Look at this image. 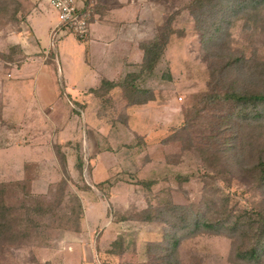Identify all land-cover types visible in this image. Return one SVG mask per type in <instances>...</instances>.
<instances>
[{"label":"rangeland","instance_id":"374dc122","mask_svg":"<svg viewBox=\"0 0 264 264\" xmlns=\"http://www.w3.org/2000/svg\"><path fill=\"white\" fill-rule=\"evenodd\" d=\"M38 2L0 0V93L4 84L12 85L17 77L16 69L10 71L8 64L19 67L26 59L19 47L9 45L7 37L27 22ZM19 5L23 9L15 13ZM139 6H145V13L152 15L151 19L143 15L134 37L154 39L164 17L173 11L148 0H139L135 10ZM51 10L54 15L48 17L49 25L41 29L40 38L42 42L45 38L50 40L46 48L51 50L55 85L63 104L54 105L50 99L42 102L36 97L37 86L43 83L49 88L53 83L48 79L50 75L42 71L36 73L37 81L29 82V107L24 115L7 113L9 122L0 103V183L7 184V207H34L44 200L57 202L54 200L57 185L65 178L56 155V147H60L70 174L58 208V217L64 218L55 221V230L44 232L41 244L0 246V264H160L156 245L163 242L165 224L120 221L127 211L144 210L149 203L158 207L172 200L202 205L201 210L206 206L217 207L216 212L223 216L227 207L239 211L246 204L255 206L259 202L260 191L238 181L231 184L230 177L219 175L217 168L203 161L200 152L202 144L212 135L226 136L228 143L235 146L237 130H227L220 124L217 129L210 124L213 112L206 110L192 134L181 132L187 114L202 108L198 101L207 90L211 64V54L205 53L203 39L195 32L189 11H177L173 24L177 33L171 38L164 59L154 76L140 82L141 87L154 90L155 101L145 106H128L120 88L106 102L94 94L100 85L92 87L93 91L85 89L87 80L95 85L96 68L100 67L103 52L90 53L88 40H79L72 34L60 39L49 32L48 27L54 29L59 23L57 11ZM259 18L257 39L250 38L244 22L236 25L230 42L233 49L245 43L250 57L264 58V15ZM110 34L122 37L117 28H112ZM136 71L137 66L131 72ZM10 73L13 78L8 76ZM165 74L170 79H164ZM75 93L83 99L77 100ZM23 118L26 121L21 123ZM21 128L26 132L18 140ZM240 134L245 136V131ZM79 157L84 163L82 173L78 170ZM27 162L31 163L25 165ZM255 162L247 160L245 164L252 167ZM179 176L191 178L179 183L176 180ZM140 181L157 183L148 191L139 185ZM244 191L248 192L245 196ZM226 195L229 203L220 206V196ZM74 197L83 210L80 228L74 223L77 215ZM115 242L121 244L115 247ZM232 251V240L226 236L201 235L183 240L179 260L183 264H233Z\"/></svg>","mask_w":264,"mask_h":264},{"label":"trees","instance_id":"16d2710c","mask_svg":"<svg viewBox=\"0 0 264 264\" xmlns=\"http://www.w3.org/2000/svg\"><path fill=\"white\" fill-rule=\"evenodd\" d=\"M148 1L161 4L173 13L164 17L153 41L140 44L143 58L135 65L138 71L128 73L121 82L103 79L94 94L106 102L111 100V93L120 88L128 106H145L155 101L154 90L141 87L140 82L154 76L164 59L171 38L177 33L173 25L177 11H189L194 20L195 32L203 39L205 53L211 54V64L207 90L198 101L202 108H195L193 113L187 114L181 132L188 133L199 127L201 115L206 110L213 112L210 124L237 130L235 146L228 143L226 136H208L200 149L203 161L217 168L219 175L229 176L231 184L238 181L260 191L261 199L255 206L246 204L239 211L227 207L223 216L216 212L217 207L206 206L201 210L202 205H184L170 200L158 207L149 203L144 210L131 209L119 219L165 224L163 242L156 245L160 264H183L179 260L181 243L184 239L201 235L231 239L233 251L230 262L233 264H264V58L250 57L249 47L245 43H240L236 49L230 44L232 31L240 22H244V27L250 30V38L259 37V17L264 15V0ZM21 9L23 6L19 5L14 12L18 13ZM7 62L11 61L8 59ZM163 78L170 79V75L165 74ZM124 117L127 120V115ZM217 129L220 128L217 126ZM241 131H245V136L240 134ZM56 155L65 176L57 185L54 199L57 202L44 200L37 202L34 207H7V184L0 183V203H3L0 207V246L41 244L44 232L55 230V221L64 218L58 217V208L70 174L67 158L58 146ZM247 160L256 162L252 167H247ZM83 165L79 157L78 170L81 173ZM190 178L179 176L176 180L184 183ZM156 183L140 181L139 185L150 191ZM244 192L242 194L245 196L248 192ZM227 194L230 195V191ZM74 199L77 200L74 223L76 228H80L83 210L77 197ZM219 199L220 206L229 203L228 195L220 196ZM116 244L115 247L121 242Z\"/></svg>","mask_w":264,"mask_h":264},{"label":"crops","instance_id":"0c3cea01","mask_svg":"<svg viewBox=\"0 0 264 264\" xmlns=\"http://www.w3.org/2000/svg\"><path fill=\"white\" fill-rule=\"evenodd\" d=\"M90 1L93 0H79V6L82 7ZM138 1L139 0L95 1L97 4L96 16L92 21V34L87 43L89 44V52L98 53L101 51L103 52L101 54L103 59L100 62V67H98V69L96 68L95 85L92 82L90 83L88 80L86 81L85 89L87 91L98 87L101 83V80L104 78L112 82L118 81L127 73L133 71L135 65L141 62L143 54L142 50L140 49V44L143 42H150L153 40V38H135L134 36L137 32L136 28H140L139 23L142 20L143 15L147 14V17L151 19L152 14L148 15V12L145 13V6H139V8L136 9V12L135 8ZM36 4L37 6L33 13L28 17L27 22L21 23L19 31L16 33L13 32L7 37L10 38L9 45H15L19 47L26 58L19 67L10 63L8 64L10 71L16 69L17 77H15V83H12V85L4 84L5 87L2 88L0 93V100H2L0 103H2L4 107V116L9 122H11V119L7 113H11L12 116L20 114L24 115V111L29 107L27 94V91L30 87L29 82L37 81L36 73L39 71L45 72L47 75L49 74L50 77H48V79H50V81L53 83L49 85L51 86L49 88L43 83L42 85L37 86L38 92L37 89L34 90L36 97L38 96V99L42 102L50 99L54 100V105H56L58 102L63 104V98H61V95H59L57 92L58 86L55 85V76L52 71L53 64L49 57V52H51V50H47L46 48L49 46L46 44H49L50 40L49 38H45L46 41L42 42V39L40 38L41 29L49 25V21L47 20L48 17L54 14L51 12V7L48 4L40 1ZM141 10H143L144 13ZM58 25H56L54 29H51L52 26L50 25L51 28L48 27V31L54 33V30ZM112 28H117L118 32L122 34V37L119 38L111 35L110 31ZM139 32H141V29H139ZM57 56L58 59H60V54H57ZM8 76L13 78L12 73H10ZM74 90L76 91V89ZM66 96L69 98L68 95ZM75 97L77 100L83 99L81 95L76 93ZM40 106H42V104H40ZM8 108H10V110ZM16 111L21 113H16ZM51 112H53V110H51ZM50 114L51 113H48V116H50ZM47 118L48 117H45L46 121ZM25 121L26 119L24 120L23 118L21 123H24ZM67 126L66 132L68 135L70 132V122H68ZM19 130L20 133H18V140H22L24 138L23 134H25L26 131H24L23 128ZM61 130L62 129H60V131ZM62 136L64 135L62 134ZM39 153L41 154V152ZM41 161L43 160L41 159ZM28 163L31 162H27L25 165H28Z\"/></svg>","mask_w":264,"mask_h":264},{"label":"built area","instance_id":"2783aa9c","mask_svg":"<svg viewBox=\"0 0 264 264\" xmlns=\"http://www.w3.org/2000/svg\"><path fill=\"white\" fill-rule=\"evenodd\" d=\"M48 4L58 13L59 25L54 30L60 39L72 34L79 40L87 41L92 34L91 25L96 16L95 0L82 7L79 0H38Z\"/></svg>","mask_w":264,"mask_h":264}]
</instances>
